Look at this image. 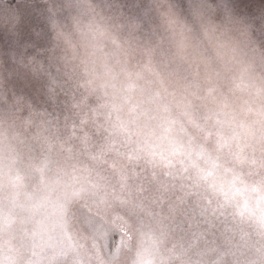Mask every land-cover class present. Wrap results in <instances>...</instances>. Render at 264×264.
<instances>
[{"label": "rangeland", "instance_id": "obj_1", "mask_svg": "<svg viewBox=\"0 0 264 264\" xmlns=\"http://www.w3.org/2000/svg\"><path fill=\"white\" fill-rule=\"evenodd\" d=\"M142 2L92 0L107 39L69 0H0V264H264V147L169 115L147 57L100 77ZM226 3L264 33V0Z\"/></svg>", "mask_w": 264, "mask_h": 264}, {"label": "clouds", "instance_id": "obj_2", "mask_svg": "<svg viewBox=\"0 0 264 264\" xmlns=\"http://www.w3.org/2000/svg\"><path fill=\"white\" fill-rule=\"evenodd\" d=\"M67 10L86 34L115 35L92 0H69ZM115 28L117 60L100 77L117 91L128 78L124 63L147 57L136 87L155 92L169 115L199 117L225 137L239 132L264 147V33L254 34L226 0H143L134 22Z\"/></svg>", "mask_w": 264, "mask_h": 264}]
</instances>
